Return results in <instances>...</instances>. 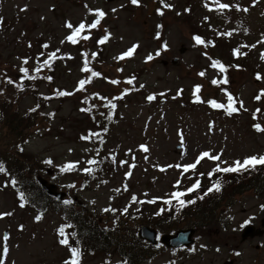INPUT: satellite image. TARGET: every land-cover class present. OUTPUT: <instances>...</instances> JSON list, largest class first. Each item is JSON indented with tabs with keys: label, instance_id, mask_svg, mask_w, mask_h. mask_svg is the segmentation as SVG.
Wrapping results in <instances>:
<instances>
[{
	"label": "rangeland",
	"instance_id": "1",
	"mask_svg": "<svg viewBox=\"0 0 264 264\" xmlns=\"http://www.w3.org/2000/svg\"><path fill=\"white\" fill-rule=\"evenodd\" d=\"M164 2L172 7L165 8L161 0H139L138 4L131 0H0L3 84L20 76L18 65L26 56L32 67L35 61L48 59V49L59 50L53 77L47 75L52 79L38 80L34 93L25 91L18 97L20 113L33 107L36 96H43L44 102L48 98L50 101L47 108L39 109L45 111L43 124L35 131L27 130L28 138L17 149L23 157L36 161L29 170L36 172L35 178L36 174L42 175L60 190L72 192L78 204L73 209L98 220L99 228L103 225L111 230L118 228L128 238H139L137 231L143 225L167 233L193 228L195 240L185 252H178L182 256L174 257L175 264H222L232 246L240 247L241 254L231 264H264V234L247 244L241 241L249 235L242 236L236 231L238 224L245 221L243 218L256 208L258 200L252 191L236 194L232 185L222 195L220 218L209 223L198 222L193 227L187 215L179 222L170 221L168 227L165 223L177 218V202L160 203L192 183L196 171L209 169L215 163L221 168L234 166L235 161L243 162L247 155L264 151V131L253 127L260 124L264 128V96L255 99L264 90V59H261L264 52L249 50L248 55L243 52L241 57L233 59L235 55L231 51H242L243 43L248 40L250 43L264 38V0H219V4L212 0ZM220 4L229 7L221 9ZM89 9L102 10L106 15L97 28L83 31L82 36L89 39H81L83 42L75 45L66 40L71 31L66 23L73 27L82 21L91 24L97 17ZM193 32L204 33L205 43L196 44ZM216 33L223 36L218 41L210 39ZM105 35L109 38L103 43L99 58L93 56L98 50L97 41ZM133 45H138L134 55L117 59ZM85 53L91 58L87 67L101 74L86 87L91 90L89 104L84 101L88 89L77 90L79 81L86 79L89 72L82 71ZM150 54L153 59L147 60ZM213 57L224 61L225 71L211 67ZM173 59L177 61L173 63ZM50 66H44L43 72ZM201 72L205 75L200 76ZM258 73L261 79H257ZM225 78L228 82L221 83L224 89L210 85L213 79ZM113 80L118 83L113 84ZM197 85L201 86L199 93H195ZM59 92L72 94L61 96ZM229 94L234 98L236 112L229 114L226 107L215 108L207 102L215 100L227 105ZM149 96L154 99L149 100ZM196 96L199 100L193 99ZM81 107L91 111H82ZM102 118L108 121L107 126H103ZM98 128L97 138L88 133ZM6 131L7 126L0 125V152L10 143ZM141 145L148 150H142ZM103 148L102 152H96ZM203 152L220 155V160L205 158L195 170L183 175L182 169L167 167L191 164ZM102 154L110 156L114 167L104 171L90 167L87 162H97ZM69 163L76 167L62 171ZM132 164L135 167L130 168ZM85 167L93 171L87 173L83 171ZM129 171L131 176H126ZM4 178L0 173V213L12 215L0 219V257L5 264H65L71 253L69 246L59 242L62 237L58 225L69 206L58 204L55 210L56 201L52 200L53 205L39 216L35 209L21 207ZM177 180L180 185L174 187ZM242 189L238 187L239 191ZM134 195L137 202L132 200ZM67 196L71 197L68 193ZM153 199L154 203L147 202ZM106 208L115 211H104ZM161 213L165 219L154 216ZM257 243L261 244L258 250ZM156 248L160 251L152 254L148 264H165L172 258L171 248L161 244ZM106 249L112 253L87 249L81 253L80 264H114L117 259H123L122 253L132 256L131 259L134 255L129 248L119 249L116 245Z\"/></svg>",
	"mask_w": 264,
	"mask_h": 264
},
{
	"label": "trees",
	"instance_id": "2",
	"mask_svg": "<svg viewBox=\"0 0 264 264\" xmlns=\"http://www.w3.org/2000/svg\"><path fill=\"white\" fill-rule=\"evenodd\" d=\"M223 36V33L219 35L216 33L214 37L210 36V39H216L218 41L219 38ZM205 38V37H203ZM264 38H259L249 43V40L243 43V52L247 54L249 50L256 51L261 53L264 52ZM255 45V47H251ZM234 50L231 49L233 55V59H237L239 57L237 54L234 53ZM240 53H241V49ZM245 50V51H244ZM242 52V54H243ZM240 55V54H239ZM248 55V54H247ZM246 55V56H247ZM57 58L52 60L50 63V67L47 72H43L44 67H40L43 62L35 61V66L29 68L28 62L19 64V77L14 78L10 83L0 81V125L3 126L5 124L8 128V131L5 132V137H10V143H6L7 147L4 151L0 152V163L3 164L5 171L0 172L4 175V179H7L9 176L10 181L8 180L11 188L14 192V197L18 203H23L24 207H31L36 210L40 215H43L46 211V208L51 204V201H56L55 209L58 207V204H62L55 200L52 196L48 195L37 182L34 174L36 172H29L31 168L36 165V161L33 160L31 157L30 160L23 157L20 154V150L17 149V146L21 145L25 138H28L26 135L27 130L33 129L35 131L39 128L40 125L43 124V120H45V111L44 109L39 110L41 106L43 108H47L49 103V98L47 102H44L43 96H36V110L32 111L31 109H26L25 112L20 113L18 110V97L21 93L27 91L26 93H34L37 87V81L43 79L47 80V75L53 77V71L55 69L54 65L58 61V54H56ZM242 56V55H241ZM37 58L40 59L39 56ZM95 60V59H94ZM212 61H219L222 65H224V61L222 59H217L213 57ZM39 68V71L37 69ZM21 69H27V73L22 72ZM31 69V70H30ZM97 69H91L86 79L92 77V72H96ZM29 77H36L35 79H30ZM84 80V79H81ZM80 80V81H81ZM89 83L85 84L83 90L85 91L88 89L87 95L84 96V101L88 104L90 97H91V90L86 88ZM212 87H217L218 89H224L225 86L223 84H210ZM4 87L8 88L6 91L3 89ZM10 88V90H9ZM36 88V89H35ZM25 93V94H26ZM54 96V94H53ZM51 113V111L49 112ZM11 142L13 144H11ZM94 169L98 171H104L113 167L112 160L108 154H102L98 157L97 162L93 166ZM215 169L214 166L212 169L208 170L207 173L212 172ZM37 171V167L35 168ZM46 171V170H45ZM15 180V184L12 181ZM198 180L200 181V186L192 191L188 192L185 196L181 197L183 200H194L195 203L186 204L184 207H180L179 203L177 202L178 212L175 217L176 219L172 218L169 219L165 224L168 227L171 226L170 221L179 222L181 218H185V216L191 217L190 220L192 221L191 226H197L195 223H209L219 219V207L222 204L223 199V191L229 192L230 187V179L229 176L222 180H219V177H215V174L210 177L208 174L201 175ZM220 182V190L212 192H208L207 190L212 187V185L216 182ZM207 192V195L205 193ZM20 193L24 194V200L22 201L20 198ZM200 197H203L202 199ZM171 203H173V199H170ZM168 201V200H167ZM175 202V201H174ZM69 204H74V201ZM73 205H70L67 214H64V218L67 220L68 224L71 227H67V235L69 239V244L72 247H77L82 250H91V251H101L112 253V250H108L106 248L116 245V248H129V251L132 250L134 252L133 258L132 256L124 255V262L125 264H137L141 262H149L150 256L155 253L156 247L147 243L145 244L144 241H141L136 236L133 238L124 237V234L121 233L118 228H113V230L109 228H102L98 227V220L95 219L91 220V217L88 216L86 213H82L78 210L73 209ZM77 204H75V209ZM164 214L154 215L158 218H163L166 216H162ZM75 233V235H71ZM184 248V247H181ZM123 262V260H122ZM121 262V264H122Z\"/></svg>",
	"mask_w": 264,
	"mask_h": 264
},
{
	"label": "snow or ice",
	"instance_id": "3",
	"mask_svg": "<svg viewBox=\"0 0 264 264\" xmlns=\"http://www.w3.org/2000/svg\"><path fill=\"white\" fill-rule=\"evenodd\" d=\"M131 2L133 4H138L139 3V0H131ZM212 2L213 3H216V4H219V0H212ZM161 3L164 5L165 8H171L172 7V5L165 3L164 0H161ZM219 7L221 9H224V8H228L229 5L228 4H220ZM89 11L90 12H93L94 11L97 18L91 24H86L85 22L82 21L76 27H73V25L71 23H66V27H68L69 29H72V34L69 35V36H67L66 37V40L70 41L73 44H76L78 42L77 37H79L80 39H83V40H87V39L90 38L87 35H85V36H79V34L81 32H83V31H85L86 29H95V28H97V26L100 23V20L106 14L102 10H99V9H96V10L89 9ZM113 11H115V9H113ZM244 11H247V9H244ZM158 12H159V14L163 15V12L160 9H158ZM205 19H207V17ZM0 23H2V18H0ZM227 35H231V33H227ZM108 38H109V35H105L103 38H101L100 41H98V43H105L108 40ZM193 39H194V41H195L196 44H204L205 43V41L201 37H199V36H194ZM209 43H211V42H209ZM44 47H47V45H44ZM137 47H138V45H133L126 52L122 53L119 57H117V59H121L122 60V59H125L126 57H131L132 55H134L135 50H136ZM251 47H255V45H252ZM57 51H59V50H57ZM234 53L235 54H239V49L234 50ZM84 55L86 57L87 56V53H85ZM95 55L96 54L93 53V56H95ZM157 55H159V52H157ZM56 58H57V56H56V53L55 52L49 53L48 54V59L45 60L43 62V64L40 65V67L50 66L51 61L54 60V59H56ZM146 59L147 60H152L153 59V56L150 54L148 57H146ZM261 59H264V53L261 54ZM25 63H27V60H25ZM211 67H213V68L219 67L220 71H222V72L225 71L224 66L219 61L213 60L212 61V64H211ZM21 71L27 73V69H21ZM37 71H39V68L37 69ZM82 71H90V69L87 67V60H85V67L82 69ZM100 75L101 74L99 72H92V77H99ZM199 75L200 76H204L205 73L204 72H201V73H199ZM29 78L30 79H35L36 77H29ZM47 79L51 80L52 78L51 77H47ZM257 79H261L259 73L257 74ZM9 82H11V81H9ZM90 82H91V77L79 81V87H78L77 90L78 91L79 90H83L85 84L90 83ZM111 82L113 84L118 83V81H115V80H113ZM227 82L228 81H227L226 78L223 79V80H216V79H213L212 80V83L213 84H220V83H225L226 84ZM128 83L131 84L132 83V80H128ZM200 88H201V86H199V85L195 86V93H199L200 92ZM71 94L72 93L59 92V95H61V96L71 95ZM179 94L180 93L178 92V95ZM95 95H99V94H95ZM262 96H264V90H261V92L255 97V99L256 100H260ZM228 98H229V103L227 105L218 104L215 100H209L207 102L212 107H215V108L226 107V109L229 112V114L232 113V112L238 111V109L233 106V104H234V98L231 96V94H229V97ZM148 99L149 100H152V99H154V96H149ZM197 100H199V97L198 96H197ZM240 106L243 107V102L242 101L240 102ZM112 107H115V105H112ZM81 110L82 111H90V109H81ZM32 111H35V109H32ZM259 111H260V109H257V112H259ZM253 127L257 131H264V128H262L260 126V124H254ZM104 131H107V129H104ZM92 135L93 136H99V133H92ZM82 138L83 139H88L89 137H82ZM140 147L144 151H147L148 150L147 147L144 146V145H141ZM129 151H131V150H129ZM205 158H208V159L213 160V161H219L220 160V155H212L209 152H203L191 164H183V165L176 164V165H168L167 167H176L178 169H182L181 175H183L184 173H187L189 170H195L196 167H197V165H199L200 162L203 159H205ZM87 163L88 164H94V163H96V161L95 160H90ZM124 163H126V162L125 161H121V164H124ZM257 165H264V155L246 157L243 162L237 160V161L234 162V166H229V167H225V168H221L219 166V164H217V167L215 169H213L212 172H209L208 175L211 177L213 175V173H215V172H237V171H240L242 169L243 170H247L249 167L255 168ZM75 167H76V164L69 163L68 165H66L62 169V171L72 170ZM129 167L132 168V167H135V165L132 164ZM161 170L163 171V170H166V169L161 168ZM4 171H5V168H4L3 164L0 163V172H4ZM83 171H85L87 173H91L93 171V169L92 168H85V169H83ZM125 175L126 176H131V171H129ZM201 175H203V174H201ZM12 183L15 184L16 183L15 180H13ZM179 185H180V180H177L176 181V185H174V187H179ZM199 186H200V181L197 180L186 191H176V192L172 193L171 196H172V198H175L178 201L180 207H184L186 204L195 203V201L194 200L185 201L181 197L185 196L188 192H192V191L196 190ZM125 190H127V186L126 185H125ZM213 190H215V191H219L220 190V182L219 181H216L212 185V187H210L207 191L208 192H212ZM205 195H207V192L205 193ZM20 198H21L22 201L24 200V194L23 193H20ZM200 198L202 199L203 197H200ZM132 200H133V202H137V198L135 197V195L132 197ZM147 202L148 203H154L155 202V199H153L151 201H147ZM65 203H70V201H65ZM166 203H169L170 204L171 203V200L166 201ZM23 206H24V204L22 203L21 204V207H23ZM262 207H264V206H262ZM104 211H115V209L106 208V209H104ZM123 211L126 213L127 212V208H125ZM10 215H12L11 212L0 213V219H2L5 216H10ZM36 219L39 220L40 217L37 216ZM247 223H248V221H245V224H247ZM65 227H71V225L62 226L61 229H59V233H60L61 237H63L62 239H60L59 242L62 245L69 246V250H70V253H71L70 259L67 260V261H65V264H80V256H81L80 249L77 248V247H72L69 244L68 235L65 234V232H64V228ZM71 235L74 236L75 233H72ZM7 239H8V236H7V234H5L4 240L7 241ZM3 253H4V256H6L7 253H8V248H7L6 245H5L4 249H3ZM0 264H5L4 258H2V257H0Z\"/></svg>",
	"mask_w": 264,
	"mask_h": 264
},
{
	"label": "flooded vegetation",
	"instance_id": "4",
	"mask_svg": "<svg viewBox=\"0 0 264 264\" xmlns=\"http://www.w3.org/2000/svg\"><path fill=\"white\" fill-rule=\"evenodd\" d=\"M241 171H242V174H240L239 171L232 172L233 174L231 175L232 176L231 183L232 185H234V188L232 189H236L235 191L236 194L252 191L253 192L252 195L255 196L256 199L258 200L256 203L257 205H256L255 210H251L250 213L246 216L247 217L246 219L245 217L243 218V220L248 221V223L245 224V221L241 222L238 224L239 228L236 229V231H240V234L245 233L249 235L247 236L245 240L241 241V242L248 244V242L252 240L253 238L260 237L264 234L263 233L264 207H262L264 206V177L261 174L254 172V170H251L249 172H247L246 170V172L244 173H243V170ZM242 181H245L243 182L245 186H244V189L239 191L238 187ZM260 245H261L260 243L255 244V248L257 250L260 249ZM240 254H241L240 247L232 246L230 248V255H228L227 259L224 260L223 262H228L229 264H231L234 258L239 256Z\"/></svg>",
	"mask_w": 264,
	"mask_h": 264
},
{
	"label": "water",
	"instance_id": "5",
	"mask_svg": "<svg viewBox=\"0 0 264 264\" xmlns=\"http://www.w3.org/2000/svg\"><path fill=\"white\" fill-rule=\"evenodd\" d=\"M176 59H173L172 62H176ZM38 181L42 185L43 189L52 195H56L57 197H61L62 192L57 191V187L53 183H49L46 179L41 176L37 177ZM194 230L192 228L189 229H178L173 234H163L160 237V240L168 247H177L181 245H189L194 240L192 239V235ZM138 234L140 238H144L150 241L152 244L156 243V230L147 225H144L139 228ZM172 264V263H170Z\"/></svg>",
	"mask_w": 264,
	"mask_h": 264
}]
</instances>
